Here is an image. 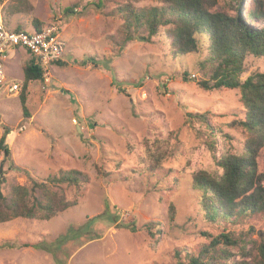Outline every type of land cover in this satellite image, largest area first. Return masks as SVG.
<instances>
[{
  "label": "rangeland",
  "instance_id": "rangeland-1",
  "mask_svg": "<svg viewBox=\"0 0 264 264\" xmlns=\"http://www.w3.org/2000/svg\"><path fill=\"white\" fill-rule=\"evenodd\" d=\"M254 2L264 0H216L215 9L247 19ZM125 5L160 7L163 0H0L8 29L31 32L39 21L55 27L63 42L62 64L28 85L27 117L21 91L0 93V137L9 131L8 156L0 149L2 193L31 189L59 171L88 177L79 186L52 188L76 205L50 220L0 223V264H179L224 233L237 244L216 246L220 264L255 262L264 213L211 223L191 187L194 174L216 177L222 156L243 152L248 135L238 124L244 117L239 90L201 89L198 82L212 73L206 51L177 54L169 26L158 27L150 41L141 39L144 28L129 38L120 14ZM70 6L76 14H65ZM88 58L95 65L80 64ZM29 59L22 49L5 54L8 84L22 87ZM243 70L242 80L264 73V58L246 56ZM205 113L211 135L189 117ZM256 170L264 175V145ZM147 223L152 234L142 229Z\"/></svg>",
  "mask_w": 264,
  "mask_h": 264
},
{
  "label": "trees",
  "instance_id": "trees-1",
  "mask_svg": "<svg viewBox=\"0 0 264 264\" xmlns=\"http://www.w3.org/2000/svg\"><path fill=\"white\" fill-rule=\"evenodd\" d=\"M259 3L254 2L252 11L245 15L247 19L239 13L234 15L215 9L216 0H163L160 7L138 9L125 5L120 9L128 34L132 30L144 28L147 36L141 39L150 41L157 34L158 27L169 26L167 32L177 54L205 50V62L210 65L212 73L210 81L198 82L201 89H238L240 92L244 117L238 120V124L248 135L243 152L222 156L216 162L222 170L220 175L212 177L199 171L191 179L192 189L200 193L201 210L211 223L222 220L232 224L244 216L264 213V187L260 185L264 175L257 174L256 170V159L264 145V73L251 74L243 80L240 78L244 72L243 60L246 56L264 58V2ZM93 5L100 7V3ZM235 7V10H239L240 5L236 4ZM64 12L76 14L73 6L65 8ZM259 21L262 22L261 27L251 23ZM18 28L14 30L19 32ZM33 28L41 31L42 23L33 22ZM29 58L22 69L24 80L18 94L24 117L28 116V85L32 81H42L44 75L42 68L34 63L32 57ZM86 63L95 65L91 58L80 62L81 65ZM54 64L61 65L62 62L58 60ZM183 77L188 81L187 74ZM189 117L199 120L207 128V134H212L213 128L207 124L206 113L189 114ZM4 131L0 137V149L8 156L9 150L4 143L9 131ZM87 182L88 177L80 171H59L56 175L48 176L44 182H33L31 189L13 186L6 197L2 193L5 177L0 166V223L17 218L50 220L76 205L75 201L66 200L63 194L52 188L60 185L79 186ZM152 226V223H147L142 229L152 234ZM137 230L133 228V232ZM262 235L256 248L255 262L238 261L233 264H264V233ZM219 244L232 247L237 241L232 239L231 234H219L211 240L210 248L207 246L196 255L186 254V263L179 264H220L216 249ZM225 251L220 253L223 255Z\"/></svg>",
  "mask_w": 264,
  "mask_h": 264
},
{
  "label": "built area",
  "instance_id": "built-area-1",
  "mask_svg": "<svg viewBox=\"0 0 264 264\" xmlns=\"http://www.w3.org/2000/svg\"><path fill=\"white\" fill-rule=\"evenodd\" d=\"M55 27L42 28L31 32L8 29L3 16L0 14V93L17 95L21 86L16 83L8 84L4 77V56L8 51L25 50L34 63L47 73L54 62L62 59L63 42Z\"/></svg>",
  "mask_w": 264,
  "mask_h": 264
}]
</instances>
